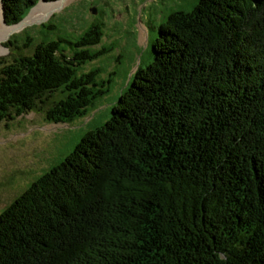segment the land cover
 <instances>
[{"label": "trees", "instance_id": "16d2710c", "mask_svg": "<svg viewBox=\"0 0 264 264\" xmlns=\"http://www.w3.org/2000/svg\"><path fill=\"white\" fill-rule=\"evenodd\" d=\"M3 1L13 24L40 0ZM101 32L0 56V121L87 115ZM155 41L110 120L0 211V264H264V0H198Z\"/></svg>", "mask_w": 264, "mask_h": 264}, {"label": "rangeland", "instance_id": "374dc122", "mask_svg": "<svg viewBox=\"0 0 264 264\" xmlns=\"http://www.w3.org/2000/svg\"><path fill=\"white\" fill-rule=\"evenodd\" d=\"M197 3L198 0H70L5 37L6 48L0 56L14 58L20 52L33 51L42 41L81 37L97 27L102 31L101 40L92 49L104 52L82 64L80 71L99 68V77L107 81L108 94L90 107L87 115L73 121L49 120L42 107L14 120L0 121V211L61 162L88 130L110 120L114 103L136 80L140 66L145 68L152 61L155 39L164 20L174 10H190Z\"/></svg>", "mask_w": 264, "mask_h": 264}, {"label": "bare ground", "instance_id": "6f19581e", "mask_svg": "<svg viewBox=\"0 0 264 264\" xmlns=\"http://www.w3.org/2000/svg\"><path fill=\"white\" fill-rule=\"evenodd\" d=\"M69 1L70 0H42L38 6H35L31 15L26 20H23L22 22L15 25H10L8 22L6 23L4 21L5 10L3 8V5H5V3H3L4 1L0 0V53L5 51L6 47L4 45V39L6 36L13 33L16 29L20 27L21 28L25 27L29 22L33 20H39L46 17L49 13H52L56 8L64 4H67ZM6 18H7V14H6Z\"/></svg>", "mask_w": 264, "mask_h": 264}, {"label": "water", "instance_id": "95a60500", "mask_svg": "<svg viewBox=\"0 0 264 264\" xmlns=\"http://www.w3.org/2000/svg\"><path fill=\"white\" fill-rule=\"evenodd\" d=\"M3 1V0H2ZM41 1L42 0H40L39 2H38V4L37 5H35V6H38L40 3H41ZM4 3V2H3ZM35 6H33L31 9H30V12L25 16V18L23 19V20H26L30 15H31V13H32V11H33V9L35 8ZM3 8H4V10H5V6L3 5ZM93 12L94 13H96L97 12V8H93ZM7 18H6V14H5V11H4V21L7 23V20H6ZM23 20H20V21H18L17 23H14V24H10V25H15V24H18V23H20V22H22ZM9 25V24H8Z\"/></svg>", "mask_w": 264, "mask_h": 264}]
</instances>
